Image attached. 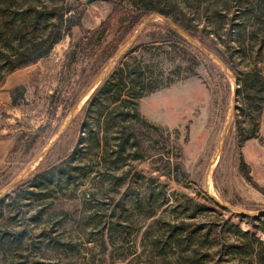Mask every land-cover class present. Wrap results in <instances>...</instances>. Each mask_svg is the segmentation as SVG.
Here are the masks:
<instances>
[{
  "label": "rangeland",
  "instance_id": "rangeland-1",
  "mask_svg": "<svg viewBox=\"0 0 264 264\" xmlns=\"http://www.w3.org/2000/svg\"><path fill=\"white\" fill-rule=\"evenodd\" d=\"M67 1L80 25L0 86V264H238L249 223L222 204L264 211V0H41ZM121 65L152 90L93 97Z\"/></svg>",
  "mask_w": 264,
  "mask_h": 264
},
{
  "label": "trees",
  "instance_id": "trees-1",
  "mask_svg": "<svg viewBox=\"0 0 264 264\" xmlns=\"http://www.w3.org/2000/svg\"><path fill=\"white\" fill-rule=\"evenodd\" d=\"M44 8L45 5L41 0H0V86L7 73L45 56L68 29L80 25L83 5L77 1H67L64 6L55 5L53 11L48 14H45ZM135 9L133 16L129 15L132 20L149 11H158L163 14L161 9L150 8L145 4L138 5ZM123 70L124 67L121 65L110 75L119 73L118 83H115L117 87L111 83L110 76L106 77L93 97L101 94L103 99H107L114 91L118 96L122 91V94L130 100L139 98L152 90V88L144 87L143 82L138 80L140 71L130 77L123 76ZM129 84L131 90L127 91L125 88H129L126 87ZM116 100L117 97L109 99L108 103L116 102ZM101 102L102 100H97V104ZM133 110L132 114L138 115L135 106ZM128 112L123 113L120 120L124 121ZM123 127H120L121 132H123ZM96 142L100 144L102 140L98 139ZM127 142L128 139H123L120 147L123 148ZM106 145L107 141L104 140V149ZM130 145L133 144L130 143ZM159 159L163 160L161 157ZM43 174L44 180H51V173L44 172ZM261 192L264 194V189H261ZM245 220L249 223V228L238 229L239 236L233 242L228 243L227 247L231 249L232 254L242 258L238 264H264V216L246 215Z\"/></svg>",
  "mask_w": 264,
  "mask_h": 264
},
{
  "label": "water",
  "instance_id": "water-1",
  "mask_svg": "<svg viewBox=\"0 0 264 264\" xmlns=\"http://www.w3.org/2000/svg\"><path fill=\"white\" fill-rule=\"evenodd\" d=\"M96 0H85L84 3L85 4H89L92 3ZM154 14L148 16L146 19H144V21L141 23V25L138 27L137 31L135 32V34L132 36V38H130L125 44H123L121 47H119L115 53L112 55V57L110 58L109 62L107 63L106 67L104 68V70L102 71V73L89 85V87L87 88L86 92H90L92 91L98 84L99 82L102 80V78L105 76L106 72L108 71L109 67L111 66L112 62L114 61V59L122 52V50L133 40L135 39V37L137 36V34L139 33V31L143 28V26L145 25V23L147 22V20L151 17H153ZM172 27H174L178 32H180L182 35L185 36V38H187L193 45L197 44L191 40L186 33L179 29L178 27H176L174 24H172ZM202 51H204L203 49H201ZM204 53L213 61L217 62L219 65H221V67L229 74L232 76V74L229 72L228 68L224 65V63L222 61H220L217 57L211 55L208 51H204ZM85 94H83V96L81 97V99L84 97ZM74 110L75 108L73 107L72 110L70 111L65 123L62 125V127L60 128V130L57 132V134L55 135V137L52 139L51 143L40 153V155L37 156V158L33 159L27 166L26 168L19 174V176H17L15 179H13L11 181L10 184L7 185V187H5L1 192L7 190L8 188H10L11 186H13L15 183H17L19 180H21L25 175H27L31 169L34 167V165L36 163H38V161L40 160V158L43 157V155L50 149V147L57 141L58 137L60 136L61 132L63 131V129L65 128V126L67 125V123L71 120L73 114H74ZM207 176V175H206ZM205 186L207 189V177L205 178ZM208 190V189H207ZM218 201V200H217ZM219 202V201H218ZM220 203V202H219ZM221 204V203H220ZM222 206L229 208L231 210H233L234 212H238L239 214L243 215V216H264V211H257V212H249V211H239L238 209H235L234 207L227 205V204H222Z\"/></svg>",
  "mask_w": 264,
  "mask_h": 264
}]
</instances>
